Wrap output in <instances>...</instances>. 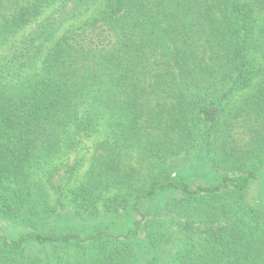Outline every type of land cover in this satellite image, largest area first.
I'll list each match as a JSON object with an SVG mask.
<instances>
[{
    "label": "trees",
    "instance_id": "16d2710c",
    "mask_svg": "<svg viewBox=\"0 0 264 264\" xmlns=\"http://www.w3.org/2000/svg\"><path fill=\"white\" fill-rule=\"evenodd\" d=\"M103 121L66 197L45 164ZM182 157L217 180L176 174ZM263 168L264 0H0V264H168L170 235L176 264H264ZM101 201L102 224L49 227Z\"/></svg>",
    "mask_w": 264,
    "mask_h": 264
},
{
    "label": "rangeland",
    "instance_id": "374dc122",
    "mask_svg": "<svg viewBox=\"0 0 264 264\" xmlns=\"http://www.w3.org/2000/svg\"><path fill=\"white\" fill-rule=\"evenodd\" d=\"M95 13V9L88 13L85 17L80 18L73 24L78 25L80 22L86 21L90 16ZM48 14V13H47ZM107 128L105 122L103 121L99 126V129L95 131L90 136H81L77 138L76 146L72 149L63 147L61 153L57 155L53 160L45 164L43 170V179L46 181L47 178L54 172V182L58 183L60 180L67 182L65 188V196L71 195L72 190L81 186L86 178L87 173L89 172L94 158L101 152V145L107 139ZM136 155L131 156L127 159L135 167L138 166L142 169L143 174L146 173L147 169L145 168L146 163H139ZM173 171L176 174L183 175L190 182H199V183H212L217 180L218 175L215 168L212 164L208 162L205 158L195 159V158H178L172 164ZM261 181L264 182V168L259 173ZM262 182V183H263ZM111 192L110 194H114ZM52 195L53 202L57 198V194L53 189L50 190ZM251 202L260 206H264V187L261 183L254 185L250 191ZM67 198H64L66 201ZM72 210L70 208L65 209L63 212L65 216L64 220H54L56 222H50L49 227L51 229L67 228L68 226H97L103 223L105 219V212L103 211V202H99L98 214L94 216V219H90L86 222L74 221L71 219ZM124 217L116 218V226H122ZM127 226H130V222H126ZM0 228L8 232H14L15 229L11 223L8 221L0 220ZM174 236H169L166 240L164 247V254L166 256L168 264H176L179 250L182 248L174 240ZM168 255V258H167ZM166 261V260H165Z\"/></svg>",
    "mask_w": 264,
    "mask_h": 264
}]
</instances>
